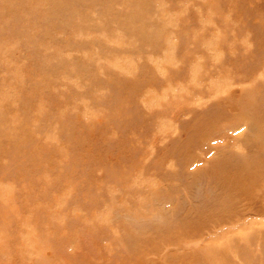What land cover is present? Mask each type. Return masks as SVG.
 Returning a JSON list of instances; mask_svg holds the SVG:
<instances>
[{"label":"rangeland","instance_id":"rangeland-1","mask_svg":"<svg viewBox=\"0 0 264 264\" xmlns=\"http://www.w3.org/2000/svg\"><path fill=\"white\" fill-rule=\"evenodd\" d=\"M0 264H264V0H0Z\"/></svg>","mask_w":264,"mask_h":264}]
</instances>
